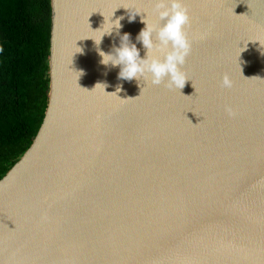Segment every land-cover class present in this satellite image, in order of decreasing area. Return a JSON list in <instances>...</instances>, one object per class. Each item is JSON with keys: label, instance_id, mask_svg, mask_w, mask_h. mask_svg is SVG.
Instances as JSON below:
<instances>
[{"label": "water", "instance_id": "obj_1", "mask_svg": "<svg viewBox=\"0 0 264 264\" xmlns=\"http://www.w3.org/2000/svg\"><path fill=\"white\" fill-rule=\"evenodd\" d=\"M154 2L50 0L48 103L0 179V264H264V0H184L180 91L120 79L91 39L124 17L145 59ZM113 45L115 29L100 49Z\"/></svg>", "mask_w": 264, "mask_h": 264}, {"label": "trees", "instance_id": "obj_2", "mask_svg": "<svg viewBox=\"0 0 264 264\" xmlns=\"http://www.w3.org/2000/svg\"><path fill=\"white\" fill-rule=\"evenodd\" d=\"M50 0H0V179L31 145L49 94Z\"/></svg>", "mask_w": 264, "mask_h": 264}, {"label": "clouds", "instance_id": "obj_3", "mask_svg": "<svg viewBox=\"0 0 264 264\" xmlns=\"http://www.w3.org/2000/svg\"><path fill=\"white\" fill-rule=\"evenodd\" d=\"M153 12L157 16L158 21H163V24L159 22L150 23L148 14L146 13V17H141V22L144 23L146 27L142 29L136 37V41L142 43L147 49L145 59L140 58L139 49L136 47V44L130 42L128 33L120 35L119 29L122 27L120 21L124 19V17H118L115 20H112L111 17V19L107 21L105 19V23L98 29L101 32L100 38H90L94 41L96 51L101 57V64L105 66L110 64L112 67H120V79L129 81L136 79L139 82L141 80L148 81L150 78V82L153 85H161L163 83L164 86L170 90L175 88L180 91L183 89L186 82L190 80L183 68L186 63V58L192 51V40L188 35V30L191 28L192 24L189 8L184 0H155ZM139 13L140 12H137L136 14ZM129 19H135V14L131 15ZM106 25L108 26L106 27ZM113 29L116 30V36L120 39V46L116 47L113 45L112 50L105 53L100 49V44L105 35L112 36ZM208 35L209 31H204L197 34L194 38L204 40ZM259 43L261 48L264 49V44H261L260 41ZM78 49V52H83L82 48ZM243 50L244 49H242V51ZM2 51L3 48L0 47V52ZM154 53H159V55ZM262 54H264V51H262ZM161 57H163V59H161ZM238 66L242 74L239 63ZM78 73L79 76L84 75L82 70ZM232 86L233 82L230 76L225 73L221 79V87L231 88ZM106 87H108L106 83H97L94 89L99 88L107 93L105 91ZM121 90L122 86L117 85L115 92L107 94H115L118 96L117 94ZM225 111L229 116H234L236 114L229 105L225 106ZM47 219L46 215L42 216V220L46 221Z\"/></svg>", "mask_w": 264, "mask_h": 264}]
</instances>
